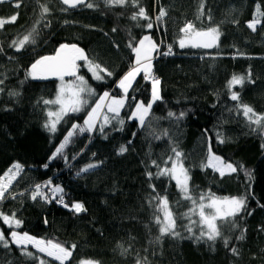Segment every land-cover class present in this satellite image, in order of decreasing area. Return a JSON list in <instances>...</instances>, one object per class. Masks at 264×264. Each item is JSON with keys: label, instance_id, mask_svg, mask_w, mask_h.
Masks as SVG:
<instances>
[{"label": "trees", "instance_id": "trees-1", "mask_svg": "<svg viewBox=\"0 0 264 264\" xmlns=\"http://www.w3.org/2000/svg\"><path fill=\"white\" fill-rule=\"evenodd\" d=\"M16 2L0 4V18L19 13L15 23L0 29V80L4 81L0 84V177L14 164H19L21 171L8 198L0 202V211L16 213L22 221L18 231L66 247L75 244L65 264H136L138 258L145 257L147 264H264V207L260 206L264 205V134L253 131L255 125L249 127L237 109L238 102L230 99L227 86L234 74L247 75L250 69L253 82L246 80L232 91L239 92L242 103L264 114V17L255 32L247 27L256 3L264 11V0H203L205 15L199 19L202 0H140L152 18V29L146 28L147 21L131 19L137 11L131 4L120 7L107 5L105 0H89L93 8L81 5L64 11L67 6L60 0H20L19 8ZM40 4L50 8L42 20ZM160 8L167 10V16L156 21ZM37 20H41L38 25ZM188 21L203 29L219 26L218 47L180 48V28ZM34 25L39 32L34 45L21 51L10 47ZM145 35L152 36L159 45L153 74L161 81L162 99L156 101L144 126L140 128L137 121L129 119L137 102L147 104L151 100V83L142 74L133 85L135 91L128 93V105L120 116L108 115L110 123L103 132L99 131L103 118L93 134L77 129L63 153L49 162L72 125L84 127L93 103L80 112L68 113L56 132L51 133L44 127L50 105L43 100L55 98L58 80L26 79L30 65L41 56L54 54L61 44H76L89 59L112 72L111 76L101 73L104 79L96 80L84 62H79L78 75L84 76L94 90L95 99L104 92L123 96L117 84L135 60L128 45L136 44ZM169 45L173 54L162 55ZM10 92L19 95L10 96ZM169 112L175 116L169 117ZM180 113L185 115L180 117ZM218 134L224 143L219 142ZM209 144L225 162L243 167L223 177L205 167ZM122 145L128 150L118 154ZM173 147L183 153L193 198L198 200L202 194L248 198L252 214L237 216L235 229L230 224L221 229L230 238L228 248L222 239L213 243L192 238L185 230L189 221L183 218L193 207L191 201L182 198L174 180L156 177L159 169L152 161L165 167L164 161L174 156ZM88 153L95 155L93 164L97 167L81 172ZM147 172L154 174L151 179ZM48 181L50 187L63 188L66 203H84L86 211L76 214L55 200L46 202L43 210L32 204L35 185ZM150 185H155V192ZM43 191L51 196L49 188ZM157 195L167 196L178 217L179 238L164 236L156 242L160 233L154 222L157 213L152 198ZM191 218L198 220L197 215ZM0 229L6 236L13 230L2 220ZM244 229L245 238L238 240ZM194 233L199 235L196 226ZM231 247L237 248L239 254L233 255ZM27 251L38 259L22 255L14 244L10 248L0 244V264H39V259L59 264L31 246Z\"/></svg>", "mask_w": 264, "mask_h": 264}, {"label": "snow or ice", "instance_id": "snow-or-ice-1", "mask_svg": "<svg viewBox=\"0 0 264 264\" xmlns=\"http://www.w3.org/2000/svg\"><path fill=\"white\" fill-rule=\"evenodd\" d=\"M6 0H0V4L5 3ZM60 3L66 5L67 8L62 9L67 11L68 8H76L78 6H85L87 8H93L94 4L87 2V0H60ZM107 5L124 7L127 4H131L137 11L133 12L131 19L133 21L144 20L147 21L146 28L152 29L153 22L152 18L149 16L145 7L140 5V0H105ZM21 6L20 0H17L15 7L19 8ZM40 16L41 20L44 16L50 13V8L47 4H40ZM204 4L203 0L200 5L199 14L197 19L204 16ZM19 13L11 15L9 18H0V29H3L7 23H15L18 19ZM167 16V10L160 8L158 15L155 17L156 21H162L164 17ZM262 17H264V11L261 10V4L256 3L253 19L247 22V27L252 31L257 30V26L262 23ZM211 20V16H208ZM41 20H37L36 24H40ZM238 23V21H237ZM45 27L48 24L44 25ZM116 31V29H113ZM181 36L178 40L180 48L192 47V48H204L210 49L213 47H218V41L221 36L219 26H209L207 29L197 28L192 21H188L180 28ZM39 35L37 27L34 25L27 34L23 35L22 38L18 40H13L10 47H14L16 51H21L29 44L36 43V37ZM133 53L135 54V60L132 63L129 70L122 76L118 81L117 87L122 90L123 96L116 98L111 96L109 92H104L102 96L96 101L95 106L91 108V111L87 113V117L84 120V125L86 127H80L77 124H73L71 129L67 131L63 140L56 147L52 156L49 158V162L55 159L58 155L63 153V150L71 142L72 137L76 134L77 129L79 132L83 133L85 131H93L96 128L97 122L101 118V112L106 107L108 112L114 113L116 116L119 115V110L124 107L125 101L128 97L129 90L133 88V84L137 77L143 74V79L151 83V100L145 104L143 101H139L135 105V109L131 114V119H138L139 124L144 126L146 118L150 114L153 104L161 100L160 95V84L161 81L159 77H156L152 72V60L153 53L159 51V45L152 39L150 35L143 36L136 44L129 43L128 45ZM162 55H172V46H168V51L161 53ZM80 61L84 62V65L92 73V77L96 80L104 79L101 73H106L108 76L112 75L107 68L102 67L100 64L89 59L85 51L77 46L76 44H61L59 48L55 50L52 55L41 56L36 59L31 65L26 73V79L30 78L33 80H47L49 78H56L60 81L57 89L55 99H45L43 103L45 105H57L58 110L47 112L48 121L44 124V127L50 132L55 133L57 130V125L68 113L80 112L84 106L87 105L88 101L84 98L83 94L92 95L94 94L93 89H91L84 76L78 75L81 65ZM75 77V82H66L65 77ZM251 81V70L249 69L247 75H233L228 81V89L231 92L230 99L237 101V109L242 111L243 116L246 118L249 127L255 125L253 131H259L264 134V114H258L255 109L240 101L239 92L232 91L233 87L236 85L243 86L245 81ZM4 81L0 80V84ZM0 91H3L0 88ZM10 96L19 95L16 92H10ZM107 102V103H106ZM185 114L180 113V117ZM169 117L175 116V113L169 112ZM179 119V117H177ZM110 123L109 117L107 115L103 116V123L99 125V131L103 132L105 125ZM119 123L123 125L124 121L120 120ZM167 133H165L166 135ZM218 140L220 143H224V138L220 137L218 134ZM264 148V144L261 145ZM126 146H121L119 148L118 154H123L127 151ZM172 152L174 156H169L167 160L164 161L165 167H160V165L153 160L152 164L154 167L158 168V172L155 173L156 177L168 176L170 179L174 180L177 188L179 189L182 198L191 201L193 207L188 210V212L183 214V218L189 221L185 230L192 234L197 242L202 240H207L215 243L218 239H222L224 246L229 247L230 238L225 236L222 232V227L225 224H230L232 228H237L236 217L240 216L242 213L252 214L247 205L248 198L246 196L239 197H217L214 194L205 196L200 195L198 200L193 198L189 188V181L191 177L189 176V170L184 167L183 164V153L178 150V148L173 147ZM208 159L205 167H211L214 171L218 172L221 177H223L227 170V173H235L238 168H242V165H233L230 162H225L222 157L215 155L212 152L211 144L208 148ZM65 160L67 157L65 156ZM170 162V167L167 166ZM45 168L48 164L44 165ZM97 167L95 164H89L87 167L81 169V172H87L92 168ZM21 169L19 164H14L4 175L0 177V202L8 198L10 194V187L12 181L15 179L16 174ZM148 178L153 177L152 172L146 173ZM251 175L250 173H248ZM79 175V173H78ZM51 186V181L46 184H36L34 191L31 194V199L36 200L38 197L43 199L47 203H51L55 200L58 204L62 205L64 208L73 211L76 214L86 211L84 205L80 202H73L71 204L64 201L63 188L60 186ZM153 192H155V185H150ZM44 188H49L51 196L43 191ZM15 199V196L12 197ZM156 201V215H154V222L159 227L160 235L156 237V242H159L164 236H172L173 238H179L180 232L177 230V219L178 217L173 213L169 200L167 196H154L152 198ZM207 201V202H205ZM264 207V205H260ZM192 215H197L198 220H193ZM0 220L3 221L4 225H7L9 229L20 228L22 221L16 217V213L12 212L6 214L0 211ZM45 219V223H47ZM194 226L199 228V235H195ZM264 230V229H262ZM246 229L241 231V234L237 237L238 240H243L245 238L244 233ZM10 238V239H9ZM0 244L5 248H10V245L14 244L17 248L21 250L22 255H26L33 259H38L34 253L27 251L29 245L36 249L38 253H44L46 256L59 261V264H65L67 260L72 256L73 250L76 245L73 244L70 247H66L59 242H54L53 240L40 239L35 236L30 235L27 232L20 233L18 231L12 230L5 235V231L0 229ZM122 247V246H121ZM233 255H238V249L231 247L229 249ZM125 252L127 249L124 250ZM39 264H46V261L39 259ZM81 264H98L95 261H81ZM136 264H147V258L143 260L137 259Z\"/></svg>", "mask_w": 264, "mask_h": 264}, {"label": "rangeland", "instance_id": "rangeland-1", "mask_svg": "<svg viewBox=\"0 0 264 264\" xmlns=\"http://www.w3.org/2000/svg\"><path fill=\"white\" fill-rule=\"evenodd\" d=\"M152 37V36H151ZM153 39V38H152ZM154 40V39H153ZM155 41V40H154ZM157 53V52H156ZM156 53H153V60H152V72H153V68H154V60H155V56H156ZM91 73V72H90ZM92 74V73H91ZM102 75V74H101ZM139 77V76H138ZM137 77V78H138ZM86 80V79H85ZM137 80V79H136ZM66 82H75V79H71V80H65ZM135 83V82H134ZM59 84H60V81L58 80V82H57V89H58V86H59ZM88 84V83H87ZM134 85V84H133ZM89 86V85H88ZM121 90V89H120ZM131 90V89H130ZM130 90H129V92H130ZM94 91V90H93ZM121 92H122V90H121ZM122 94H123V92H122ZM84 95V98L88 101V103H87V105L86 106H84L83 107V109H85V107H87V106H90V104H92V106H91V108L92 107H94L95 106V103H96V101L99 99V97L100 96H102L103 94H101L99 97H97L96 99H95V92H94V94H92V95H88V94H83ZM160 95H161V85H160ZM112 96V95H111ZM114 97H116V98H120L121 96H114ZM55 99V98H54ZM107 103V102H106ZM156 103V102H155ZM154 103V104H155ZM154 104H153V106H154ZM128 105V98L126 99V101H125V105H124V107H122L120 110H119V115L118 116H120L122 113H123V111L125 110V108H126V106ZM153 106H152V108H153ZM91 108H90V110L89 111H91ZM82 109V110H83ZM134 109H135V106L132 108V110H131V113H130V116H129V119L131 120V121H137L138 123H139V121H138V119H131L130 117H131V114H132V112L134 111ZM49 110H52V111H56V110H58V106L57 105H50V108H49ZM48 110V111H49ZM81 110V111H82ZM152 110V109H151ZM151 110H150V112H151ZM104 115H115L114 113H111V112H108L107 111V108L105 107L103 110H102V112H101V118H100V120L97 122V125H96V128H97V126L100 124V121L102 120V118H103V116ZM65 117V116H64ZM63 117V118H64ZM87 117V116H86ZM148 118V117H147ZM146 118V119H147ZM49 119V118H48ZM86 119V118H85ZM146 122V121H145ZM58 126V125H57ZM139 126H140V128L141 127H143V126H141L140 124H139ZM84 127H86L85 125H84ZM96 128L93 130V131H87V132H89V133H91V134H93L94 132H95V130H96ZM52 133V132H51ZM90 158V159H89ZM92 159V160H91ZM85 160V162H84V165H85V167H87V165H89V164H93L94 162L93 161H95V155L93 154V153H88V156H87V158H85L84 159ZM209 168H211V167H209ZM212 169V168H211ZM213 170V169H212ZM21 171V169L19 170V172ZM214 171V170H213ZM19 172L16 174V176H15V179L17 178V176H18V174H19ZM216 172V171H215ZM225 172H226V174L225 175H227V174H230V173H227V170L225 169ZM218 173V172H217ZM15 179L12 181V184H13V182L15 181ZM30 202L32 203V204H34L36 207H38L39 209H41V210H43L45 207H47V203L43 200V199H41V198H37L36 199V201H34V200H30ZM81 203V202H80ZM83 205H84V203H82ZM85 207V206H84ZM13 230H15V231H18V229H16V228H13ZM19 232V231H18ZM21 233V232H20ZM29 246H31V245H29ZM28 246V247H29ZM32 247V246H31ZM69 260H70V258H69ZM69 260H67V261H69ZM66 261V262H67Z\"/></svg>", "mask_w": 264, "mask_h": 264}, {"label": "water", "instance_id": "water-1", "mask_svg": "<svg viewBox=\"0 0 264 264\" xmlns=\"http://www.w3.org/2000/svg\"><path fill=\"white\" fill-rule=\"evenodd\" d=\"M15 1H17V0H6V2L5 3H3V4H6V3H13V2H15ZM89 0H87V2H88ZM66 6V5H65ZM73 78H75V77H68V76H66L65 77V80H71V79H73ZM58 79H56V78H49V79H47V80H43V82H52V81H57Z\"/></svg>", "mask_w": 264, "mask_h": 264}, {"label": "crops", "instance_id": "crops-1", "mask_svg": "<svg viewBox=\"0 0 264 264\" xmlns=\"http://www.w3.org/2000/svg\"><path fill=\"white\" fill-rule=\"evenodd\" d=\"M142 75V74H141Z\"/></svg>", "mask_w": 264, "mask_h": 264}]
</instances>
